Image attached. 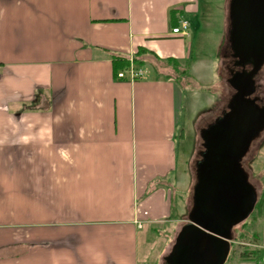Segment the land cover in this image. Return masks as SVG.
Wrapping results in <instances>:
<instances>
[{
  "label": "crops",
  "instance_id": "0c3cea01",
  "mask_svg": "<svg viewBox=\"0 0 264 264\" xmlns=\"http://www.w3.org/2000/svg\"><path fill=\"white\" fill-rule=\"evenodd\" d=\"M199 1L0 0V264H140L145 226L170 224L175 237L191 209L202 131L234 92L228 81V103L220 97L210 119L216 109L204 112L180 182L172 66L187 72L191 42L172 28ZM131 63L143 76L117 78ZM253 218L242 241L234 227L235 242L253 247L232 264L264 255V206Z\"/></svg>",
  "mask_w": 264,
  "mask_h": 264
},
{
  "label": "water",
  "instance_id": "95a60500",
  "mask_svg": "<svg viewBox=\"0 0 264 264\" xmlns=\"http://www.w3.org/2000/svg\"><path fill=\"white\" fill-rule=\"evenodd\" d=\"M230 16L235 65L250 62L253 67L231 76L235 92L227 110L202 131L189 221L163 257L165 264H224L234 226L256 203L257 192L241 159L264 128V107L250 98L256 90L254 75L264 62V0H231Z\"/></svg>",
  "mask_w": 264,
  "mask_h": 264
},
{
  "label": "rangeland",
  "instance_id": "374dc122",
  "mask_svg": "<svg viewBox=\"0 0 264 264\" xmlns=\"http://www.w3.org/2000/svg\"><path fill=\"white\" fill-rule=\"evenodd\" d=\"M230 2L231 0H226V4L228 5L225 16L224 0L199 1V12H197V14L192 19L190 16L187 17V21L189 23V37L187 38V40L191 42V57L182 62L183 65L189 69L187 70V72L182 74V76H180V74L182 73L181 69L178 68L175 64H173L172 66V74H175L176 78L179 79V84L181 85L179 88L180 94L178 98V102L180 101V108L177 115L179 126L178 132H176L175 137L177 167L173 173V175L177 176V178L180 179V182L184 181L185 177L188 176L187 173H185V171L183 170L185 168L188 156H191L193 152H196V150L194 151L196 140L200 139V128L202 126L204 127V125H202L201 123H206L204 119V112L207 110L216 109L213 112L209 113V119L211 118V116L214 117L215 114L219 111V108L216 107V105L219 103H217V101H219L220 97L221 103H224L226 101V99H224V95L226 93V89H229L228 87H230L228 81L231 78L232 74L229 73L227 64H225V66H223L222 68L221 63L219 64V54L222 52V44L224 45L222 56H225V53H228L230 49V47L228 46L226 50V45H228L229 43V32H227L226 29L228 27L229 29L231 28V17H228V15L230 16ZM224 56V61H226V59L228 61L227 56ZM257 81L258 89L259 91H261L260 95L262 96L259 103H264V65L261 70V76L258 75ZM231 92H229V94ZM233 94L234 92L232 93V95ZM228 100L229 97L227 101ZM226 108L227 107H225V109ZM197 119L198 122L196 121ZM181 129H183L184 131V136L180 134ZM200 148L202 149L201 146ZM195 155L196 154H194V156ZM198 157L200 159V156ZM246 157L248 160L245 159ZM243 158L244 159L242 163L245 170H247L248 173L251 172V175L249 173L250 176H248V180L253 186H255L254 188H256L259 195L264 187V130L260 131L259 134H257L253 138L251 145ZM191 162L193 163L194 160L191 159ZM193 165L194 164H192V166ZM194 172L195 174H197L196 169L194 170ZM178 198V196H176V198L174 197L173 213H176V215L178 214V216H180L179 209H175L178 205ZM257 210L258 205H256V208L253 209V211L243 221H247L248 227H244L242 222L237 226H234L236 231L238 230V239L243 236V234L247 233V230L249 234L253 231H256L255 228L257 227L259 222H255L253 224V217H255ZM188 221L189 216L187 217V220H184L179 224L180 227L178 228L177 233L179 232L182 225H184ZM160 230H162L163 233H160L162 232ZM177 233L174 232L175 236L177 235ZM174 239L175 237L173 236V230L170 229V224H167L164 228L162 227V225L145 226L137 242L139 263L162 264L161 261H164L163 257L170 251V248L173 244L172 240L174 242ZM247 243L249 242L243 241L242 244H237L235 240L234 242H232L228 255V257H231L228 264L233 263H230V261H232L235 257L234 254L237 250H242L244 247H253L248 245ZM224 264H227V262H225Z\"/></svg>",
  "mask_w": 264,
  "mask_h": 264
},
{
  "label": "flooded vegetation",
  "instance_id": "af4514ba",
  "mask_svg": "<svg viewBox=\"0 0 264 264\" xmlns=\"http://www.w3.org/2000/svg\"><path fill=\"white\" fill-rule=\"evenodd\" d=\"M231 20H232V18H231ZM230 30H231V28L229 29V36H230ZM229 43H230V39H229ZM229 43H228V45H226V50H227L228 46L230 47L229 52L225 53V56H227V58H228L227 68H229V73H231L233 75L235 72H239V71H242V70H245V71L251 70L253 65L250 62L245 63L244 66L235 65V62L237 61V58L234 57L233 50L231 48V44H229ZM263 65H264V62L261 65V67L258 69L257 73L254 75V81H255L256 90H255L254 94L252 96H250V98H254L255 99L256 103L260 107H264V103L263 102L259 103L261 98H262V96L260 95L261 91H259V89H258L257 78H258V75L261 76V70H262ZM234 92H235V90H234ZM263 130H264V128H263ZM243 159L244 158L242 157L241 163H242ZM245 159H247V157ZM242 166H243V163H242ZM243 168H244V166H243Z\"/></svg>",
  "mask_w": 264,
  "mask_h": 264
},
{
  "label": "built area",
  "instance_id": "2783aa9c",
  "mask_svg": "<svg viewBox=\"0 0 264 264\" xmlns=\"http://www.w3.org/2000/svg\"><path fill=\"white\" fill-rule=\"evenodd\" d=\"M188 21L184 18H180L178 21V26L172 28V32L176 33L180 36L188 35ZM117 78H128L129 80L139 79L143 76V70L141 68H135L132 63L129 64L127 68L124 70H120L117 72ZM138 226L141 227L140 222ZM257 264H264V255L261 256Z\"/></svg>",
  "mask_w": 264,
  "mask_h": 264
},
{
  "label": "trees",
  "instance_id": "16d2710c",
  "mask_svg": "<svg viewBox=\"0 0 264 264\" xmlns=\"http://www.w3.org/2000/svg\"><path fill=\"white\" fill-rule=\"evenodd\" d=\"M228 17H230L229 15H228ZM135 58V57H134ZM117 66V65H116ZM123 68L124 66H125V64L124 63H122V64H120V65H118L117 66V69H121V67ZM120 67V68H119ZM117 71V70H116ZM225 111V110H224ZM248 173V172H247ZM248 176H249V174H248ZM255 187V186H254ZM255 190H256V188H255ZM256 192H257V190H256ZM256 205H258V209H262V207L264 206V187H263V189H262V191H261V193L258 195V192H257V199H256V203H255V206H254V208L253 209H255L256 208ZM253 211V210H252ZM243 222V221H242ZM243 235H245V234H243ZM244 236H241L239 239L237 238V240H240V241H242V238H243ZM256 240H253L252 242H255ZM252 254V253H251ZM263 255V251H257L256 252V259H260L261 258V256ZM161 263L162 264H165L164 263V261L162 260L161 261Z\"/></svg>",
  "mask_w": 264,
  "mask_h": 264
}]
</instances>
